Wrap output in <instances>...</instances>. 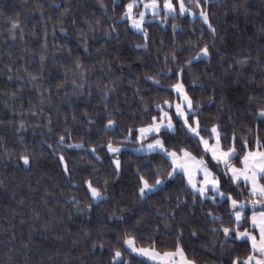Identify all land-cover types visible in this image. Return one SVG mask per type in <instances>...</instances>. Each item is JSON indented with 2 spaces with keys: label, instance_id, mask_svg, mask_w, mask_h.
<instances>
[{
  "label": "trees",
  "instance_id": "16d2710c",
  "mask_svg": "<svg viewBox=\"0 0 264 264\" xmlns=\"http://www.w3.org/2000/svg\"><path fill=\"white\" fill-rule=\"evenodd\" d=\"M114 2L118 0H0V264H110V249L120 230L132 228L137 220L141 221L137 226L140 243L148 246L155 240L158 247L166 248L175 239L177 223L187 221L183 243L197 264H227L231 245L213 246L218 238L209 231L213 225L203 216L212 208L211 204L196 208L181 205L176 223L165 229L170 217L161 214L176 209V197H183L185 192L183 186L177 187L179 179L162 191L139 199L136 169L167 167L161 157L153 159L134 151L138 145H126L128 150L120 155L122 168L116 178L104 151L99 152L102 160L98 162L86 151L69 149L65 151L72 170L69 180L55 154L43 142L55 145L57 135L68 129L72 133L70 143L81 138L86 147L89 139L102 143L100 121L104 117L101 110L104 101L100 93L106 90L105 86L116 88L107 101L109 111L119 109L124 113L120 128L108 134L119 137L124 125L131 122L129 117L139 114L142 103L151 104L157 96L151 84L144 81L146 74L164 67L162 59L157 62V55L162 57L172 47H180L184 51L178 56L183 60L190 54L187 42L201 36L199 42L209 45L212 56L192 65L191 71L200 76L203 87L190 91L202 101L204 116L218 118L229 134L233 126L237 134L252 127L257 123L253 109L264 102V0H210L205 10L216 28L215 35L199 17L194 21L190 16L170 19L166 27L152 24L148 26L147 50L135 48V44L144 42L143 38L124 23H117L118 39L105 38L113 20H120L121 8H114ZM101 3L108 6L106 14ZM38 5L43 6V17L36 11ZM10 20L21 22L23 40L19 31L17 38L11 39ZM89 23L96 28L94 33L89 32ZM172 24L178 25L175 33ZM61 27L67 29V35L60 31ZM45 28L46 49L43 47ZM85 44L88 52L84 51ZM42 54L47 57L43 64ZM245 56L249 57V63L242 72L229 67L240 69L237 60ZM77 58L86 70L83 95L71 83L73 78L81 82L79 74L73 73ZM65 71L68 82L58 87L65 79ZM33 76L37 79L33 80ZM191 79L186 76L185 83ZM137 88L139 93L135 91ZM211 95L215 96L213 104L208 100ZM85 113L97 121L91 133L87 131L90 126ZM21 120L26 127L18 133ZM21 135L35 156L29 170L18 166L16 159L22 151ZM90 175L98 184L108 180L109 199L99 205L93 203L91 212H78L72 197L81 201L80 209L89 202L81 181ZM214 211L221 214L224 209ZM113 212L123 215L125 220L108 221L106 217ZM193 228L197 229L196 237L190 234ZM97 241H102L104 248L93 249ZM127 258L132 264L140 261L152 264L134 254Z\"/></svg>",
  "mask_w": 264,
  "mask_h": 264
},
{
  "label": "snow or ice",
  "instance_id": "6c2138e0",
  "mask_svg": "<svg viewBox=\"0 0 264 264\" xmlns=\"http://www.w3.org/2000/svg\"><path fill=\"white\" fill-rule=\"evenodd\" d=\"M210 0H118L113 7L121 8L120 20H113L110 30L105 33L106 39L115 36L119 38L117 23L129 25L130 30H135L143 38V43L135 44V48L147 50L150 34L148 26L158 23L161 27L168 26L169 20L188 16L193 21L199 17L207 25L213 35L216 28L213 27L209 19V13L205 10V4ZM101 9L107 12L108 6L101 3ZM61 7V5H55ZM36 11L43 17V6L38 5ZM65 11H69L65 9ZM8 29L12 40L17 38V31L20 39L24 38V29L19 20H10ZM72 23L75 25V21ZM99 24V21H96ZM173 33L177 31L178 25H171ZM89 32L94 33L96 28L89 23ZM60 31L67 35V29L61 27ZM47 29L44 32V45L47 48ZM55 29H53V35ZM189 40L187 51L190 53L181 60L178 53L184 49L172 47L163 56L157 55L156 60H163L164 67L153 74H146L145 83H150L152 90L157 92L151 104H143L139 114L129 117L130 123H126L120 131L119 137L109 136V133L116 132L120 128L121 119L124 113L116 109L109 111L107 103L109 95L116 91L115 87L108 88L100 95L104 103L102 111L104 117L100 121L103 142L96 144L89 139L88 147L85 140L79 142H69L72 140V133L65 129L63 134H58L55 145L43 143L55 154L62 172L72 179V170L69 167L70 160L66 158L65 151L69 149H80L91 154L96 161H101L99 152L104 151L113 165L114 175L119 178L122 161L120 155L127 151L126 145L136 144V152H142L155 159L161 157L163 165L151 168V170L141 171L136 169L137 195L143 200L149 195L162 191L169 184L179 179V186H183L185 192L183 197L177 196L176 209L161 216L170 217L166 220L164 227L169 228L170 223H176L177 210L181 205L203 206L205 203L212 205L203 216L208 219L213 227L209 231L217 236L213 241L223 248L225 244H230L228 249L227 264H264V102L253 109L257 123L252 127L243 129L237 134L235 126L232 127L231 134L225 130L224 124L218 118L204 116L202 101L196 98L190 89L203 87L199 75H193L192 65L201 60H210L212 52L207 43L201 44ZM163 41H161V44ZM175 43V41H174ZM71 54V49L67 50ZM84 51L88 52L85 44ZM47 59L45 55L40 56V61ZM241 65L240 69H235L233 65L229 67L236 71H243V66L249 63V57L245 56L237 60ZM171 65V66H169ZM111 66L109 65V70ZM11 71V69H9ZM73 73L79 74L81 82L73 78L71 83L75 91L83 95V88L86 83V70L79 58L75 60ZM191 76L189 83H185V77ZM65 79L58 87H62L68 82V72L64 73ZM9 80L12 76L8 77ZM33 80L37 77L33 76ZM49 94L51 90H47ZM139 93V88L135 89ZM215 92V89H212ZM92 93L89 91L88 95ZM43 97V93H41ZM143 102V97L140 98ZM210 104L215 103V96H208ZM43 102V101H42ZM37 115V113H33ZM73 115V119H75ZM67 119V117L65 118ZM85 121L90 126L87 131L93 132L97 121L85 113ZM52 121L48 118V133H52L50 127ZM25 123L20 121L16 131L19 133L25 130ZM182 133V134H181ZM43 135V133H41ZM22 151L16 157L18 166L29 170L34 159V153L28 150L24 143V137H19ZM11 159V155L8 157ZM95 172V169H93ZM89 202L80 209L81 201L72 197V203L77 206L78 212H91L93 203H100L109 199L107 195L108 180L103 184L94 182L90 175L81 181ZM78 186V185H77ZM222 208L224 212L218 214L214 209ZM193 215L195 213H192ZM108 221L123 222L125 217L113 212L106 217ZM140 220L132 228L125 227L120 230L116 237V242L111 246L110 264H132L131 257L135 254L138 257H146L153 264H197V259L190 256L186 251L184 240V227L187 221L177 223V232L171 247H158L155 240H151L148 246L139 242L137 235ZM159 232V226L155 228ZM191 236H197V229L191 230ZM222 237V239H219ZM104 248L102 241L93 243V249ZM139 264H143L140 261Z\"/></svg>",
  "mask_w": 264,
  "mask_h": 264
},
{
  "label": "rangeland",
  "instance_id": "374dc122",
  "mask_svg": "<svg viewBox=\"0 0 264 264\" xmlns=\"http://www.w3.org/2000/svg\"><path fill=\"white\" fill-rule=\"evenodd\" d=\"M134 31H135V30H134ZM134 255H135V254H134ZM140 258H142V259H144V260H146V261H148V262H150V263L153 264V262L149 261L146 257H140Z\"/></svg>",
  "mask_w": 264,
  "mask_h": 264
}]
</instances>
